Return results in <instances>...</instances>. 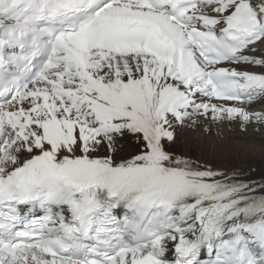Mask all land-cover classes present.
Instances as JSON below:
<instances>
[{"label": "snow or ice", "instance_id": "snow-or-ice-1", "mask_svg": "<svg viewBox=\"0 0 264 264\" xmlns=\"http://www.w3.org/2000/svg\"><path fill=\"white\" fill-rule=\"evenodd\" d=\"M250 129L264 0H0V264H264Z\"/></svg>", "mask_w": 264, "mask_h": 264}, {"label": "bare ground", "instance_id": "bare-ground-1", "mask_svg": "<svg viewBox=\"0 0 264 264\" xmlns=\"http://www.w3.org/2000/svg\"><path fill=\"white\" fill-rule=\"evenodd\" d=\"M256 107L259 108L261 105H256ZM211 132V135L204 137L207 142H213L217 132H219L220 136L225 140L238 134L234 129L230 130L227 125L222 129H217L215 126H212ZM188 135L190 138H198L202 133L199 130H196L189 132ZM247 139L248 145L251 149L250 156L244 160H235L232 163L235 164L236 167H252L257 170V173H264V135L254 134L250 129L247 134ZM257 178H259V176Z\"/></svg>", "mask_w": 264, "mask_h": 264}, {"label": "rangeland", "instance_id": "rangeland-1", "mask_svg": "<svg viewBox=\"0 0 264 264\" xmlns=\"http://www.w3.org/2000/svg\"><path fill=\"white\" fill-rule=\"evenodd\" d=\"M224 126H225V125H222V126H220V128H219V129H222Z\"/></svg>", "mask_w": 264, "mask_h": 264}]
</instances>
